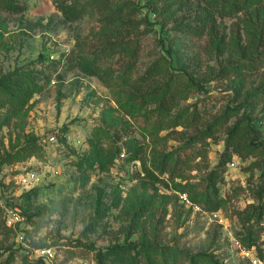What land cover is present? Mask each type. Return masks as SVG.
<instances>
[{
	"label": "rangeland",
	"instance_id": "1",
	"mask_svg": "<svg viewBox=\"0 0 264 264\" xmlns=\"http://www.w3.org/2000/svg\"><path fill=\"white\" fill-rule=\"evenodd\" d=\"M26 1L23 12L0 8V79L18 71L42 75L39 90L24 108L0 107V261L11 253L14 264L28 261L29 250L19 244L22 232L31 246H54L58 255L54 264H129L111 252L122 246L132 251L138 264L141 255L136 247L166 244L211 253L223 264H252L238 239L242 229L237 211L259 202L256 188L259 167H264V145L260 155L234 158L235 165H228L221 184L226 202L219 211L204 210L181 189L205 187L224 150L227 127L237 117L219 127L214 137L183 152L189 160L174 180L165 175L157 181L147 168L154 171V158L180 148L227 108L244 117L254 128L257 143L264 144V100L250 96L264 84V64L250 75L223 76V67L248 60L229 45L218 49L208 35L176 29L181 21L193 18L196 0H115L123 4L125 14L114 22H107L97 10L70 19L59 7L61 0ZM87 1L66 2L79 6ZM236 20L227 17L219 26L218 35L227 44L237 35ZM241 33L245 43L247 36ZM102 36L138 43L137 61L127 72V81L108 83L124 73L128 52L106 62L114 71L112 77L100 78L84 69ZM155 65L159 71L148 75ZM175 76L190 81L187 96L170 115L188 112L176 125L153 128L156 115L147 121L145 116L158 102L137 114H127L121 107L119 100ZM194 115L199 121H191ZM100 128L120 143L136 145L134 154L129 157L123 151L106 163L91 162L94 142L101 143ZM52 132L55 142L48 139ZM32 141L39 145L34 155L13 157L22 155ZM33 173L35 179L26 181ZM9 213L22 217L16 229L6 225ZM145 251L151 261L152 254Z\"/></svg>",
	"mask_w": 264,
	"mask_h": 264
},
{
	"label": "trees",
	"instance_id": "2",
	"mask_svg": "<svg viewBox=\"0 0 264 264\" xmlns=\"http://www.w3.org/2000/svg\"><path fill=\"white\" fill-rule=\"evenodd\" d=\"M67 0H61L59 7L63 13L70 19L77 16L97 10L107 22L119 21L124 16L123 4L115 3V0H88L87 2L75 6L67 4ZM198 4L193 8V18L187 22L181 21L177 24L176 29L181 32L203 37L208 35L213 44L218 49L225 50L227 45L236 53L247 58L237 65L225 66L221 69V74L225 77L231 75L240 76L258 72L264 64V0H196ZM26 0H0V8L13 12H23L27 9ZM236 18L237 35L232 36L229 44L225 37H219V26L225 18ZM128 25V23H127ZM243 34L247 36V41L242 42L239 38ZM92 56L88 58L84 68L89 74L97 75L100 78L112 77L113 72L110 67L105 66L106 62L116 54L123 55L129 53V59L125 63L124 73L109 80V84H117L128 80L127 72L130 71L137 61L138 43L130 38L102 36L99 43L95 44ZM134 47V48H133ZM159 68L155 65L147 71L148 75L156 73ZM39 72V71H38ZM44 73V71L40 72ZM147 76V75H146ZM39 73L29 71H18L15 75L0 79V107L8 105L14 109L20 110L32 99L33 95L40 87ZM190 81L183 82L181 77L175 76L167 82L150 89L135 97L119 100L121 107L127 114L140 113L144 107L150 103L158 102V107L148 113L145 117L148 119L151 115H156L153 128L165 124L176 125L178 120L184 119L185 113H179L176 116L170 115L179 104L182 96H187L186 89ZM250 96L254 100H264V84L255 90ZM234 109L227 108L225 112L214 118V120L199 133L194 134L180 148L157 156L153 161L154 171L147 168L148 174L157 181H162V176L167 175L169 179L174 180L184 171V165L189 158L183 154L189 148L197 143H203L205 139L214 137L219 127L225 126L237 117L232 124L227 127L226 137L224 140V150L221 153L218 163L210 170L207 175L205 187L198 190L197 187L181 189L189 193L192 201L199 207L208 212H217L225 204V198L221 192V184L225 181L228 165L234 158L243 160L250 156L260 155L263 152V145L257 143L255 130L250 126L244 117L236 116ZM191 121H199V117L194 115ZM56 134L55 132H52ZM100 135L101 143L94 142L93 150L89 154V160L94 163H106L108 160L115 159L123 151L132 156V151L136 150V145L132 142H121L115 139L107 129H101L97 132ZM49 137V136H48ZM107 143H103V139ZM49 139V138H48ZM99 144V145H98ZM105 144V145H104ZM39 149L37 142L32 141L26 144L22 151L23 154H15L13 157L28 158L34 155ZM182 151V152H181ZM19 155V156H18ZM259 165H257L258 167ZM260 169V180L257 185L256 193L259 202L249 203L244 208L237 211L238 219L241 222L238 239L241 245L250 251H255L261 264H264V167ZM45 246L43 245H39ZM137 252L141 255L138 264H223L217 257L208 252L191 253L176 245H148L136 247ZM144 250L151 253L153 259L150 261L144 255ZM112 253L121 255L129 264H135L132 251L124 246L111 249ZM146 260H144V258ZM144 261V262H143ZM0 264H14V254H9ZM25 264H32L28 258Z\"/></svg>",
	"mask_w": 264,
	"mask_h": 264
},
{
	"label": "built area",
	"instance_id": "3",
	"mask_svg": "<svg viewBox=\"0 0 264 264\" xmlns=\"http://www.w3.org/2000/svg\"><path fill=\"white\" fill-rule=\"evenodd\" d=\"M50 142H55L56 134L51 133L49 135ZM229 165L234 166L235 162L231 161ZM35 174L29 175L27 179H35ZM5 222L8 227L16 229L19 224L22 223V217L19 213H9L5 217ZM19 244L29 250L28 251V258L32 264H54V261L57 259V251L54 246L52 245H45V246H31L29 242V238L26 237L24 233H18ZM244 255L250 260L252 264H261L259 257L257 256L255 251H250L247 249H243ZM82 264H89L88 261L83 262Z\"/></svg>",
	"mask_w": 264,
	"mask_h": 264
}]
</instances>
